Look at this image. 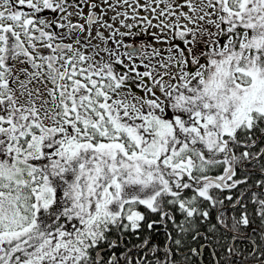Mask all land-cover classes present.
Here are the masks:
<instances>
[{
    "label": "flooded vegetation",
    "instance_id": "1",
    "mask_svg": "<svg viewBox=\"0 0 264 264\" xmlns=\"http://www.w3.org/2000/svg\"><path fill=\"white\" fill-rule=\"evenodd\" d=\"M197 6L196 0H0V190L33 221L1 241L0 264L23 252L20 259L36 261L39 246L53 244L55 225L82 222L105 191L149 182L126 173L131 166L118 141L138 132L132 108L145 106L147 92L168 100L164 82L183 54L180 13ZM198 7L200 17L211 15L208 0ZM187 185L193 196L196 186ZM181 190L160 185L150 204L126 200L99 226L66 230L75 261L196 264L205 247L214 257L205 244L199 251L193 232L189 244H180V205L192 200L178 197Z\"/></svg>",
    "mask_w": 264,
    "mask_h": 264
},
{
    "label": "rangeland",
    "instance_id": "2",
    "mask_svg": "<svg viewBox=\"0 0 264 264\" xmlns=\"http://www.w3.org/2000/svg\"><path fill=\"white\" fill-rule=\"evenodd\" d=\"M196 1L198 6L204 4V0ZM208 3L209 17L203 13L200 17L198 6L191 11L182 8L180 13L177 37L183 54L162 91L168 92L173 81L178 85L163 95L169 101L162 103L155 93L147 92L145 106L132 108L138 132L131 141H118L131 166H124L130 170L126 173L149 182L130 188L123 185L119 193L112 189L103 192L88 205L82 222L63 221L55 225L51 242L59 241L63 246L44 242L39 246L41 256L36 261H31L30 256L20 259L19 256L28 255L23 252L12 254L7 264H73L77 253L66 230L78 229L82 224L81 228H95L113 218L126 200L150 204L160 185L171 192H178L187 184L199 188L201 181L191 174L197 161L202 164L198 157L211 168L222 161L229 163L225 135L249 124L254 115L264 113V0ZM226 84L238 89V93L232 95V89L227 93ZM120 181L114 183H124ZM23 194L21 204L25 202ZM12 197L7 190H0V243L32 227L33 221L24 211L19 213ZM134 207V202L127 205L128 209Z\"/></svg>",
    "mask_w": 264,
    "mask_h": 264
},
{
    "label": "trees",
    "instance_id": "3",
    "mask_svg": "<svg viewBox=\"0 0 264 264\" xmlns=\"http://www.w3.org/2000/svg\"><path fill=\"white\" fill-rule=\"evenodd\" d=\"M225 137L235 170L222 187L205 177L223 174L229 163L222 161L211 168L201 159L202 164L193 165L191 174L201 184L193 196L189 185L177 195L181 199L192 196L180 205V244H189L193 232L196 247L205 244L212 249L214 257L205 247L196 264H264V151L258 156L264 148V113Z\"/></svg>",
    "mask_w": 264,
    "mask_h": 264
},
{
    "label": "water",
    "instance_id": "4",
    "mask_svg": "<svg viewBox=\"0 0 264 264\" xmlns=\"http://www.w3.org/2000/svg\"><path fill=\"white\" fill-rule=\"evenodd\" d=\"M264 151V148L262 149V151L260 152V154ZM259 154V155H260ZM233 172V161L230 163L229 168L226 170V172L221 176V177H215L213 175L208 176L206 179L207 180H212L217 182L219 185L224 186L225 185V179L228 178ZM204 244H202L199 248V251L201 252L202 248H203Z\"/></svg>",
    "mask_w": 264,
    "mask_h": 264
},
{
    "label": "bare ground",
    "instance_id": "5",
    "mask_svg": "<svg viewBox=\"0 0 264 264\" xmlns=\"http://www.w3.org/2000/svg\"><path fill=\"white\" fill-rule=\"evenodd\" d=\"M216 221L219 222L218 219H216Z\"/></svg>",
    "mask_w": 264,
    "mask_h": 264
}]
</instances>
